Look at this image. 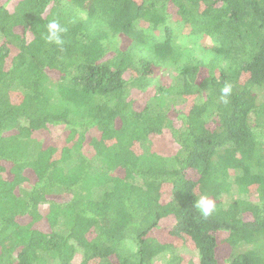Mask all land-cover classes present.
Segmentation results:
<instances>
[{"label": "trees", "instance_id": "16d2710c", "mask_svg": "<svg viewBox=\"0 0 264 264\" xmlns=\"http://www.w3.org/2000/svg\"><path fill=\"white\" fill-rule=\"evenodd\" d=\"M11 1L0 264H264V0ZM50 20L62 47L45 39Z\"/></svg>", "mask_w": 264, "mask_h": 264}, {"label": "rangeland", "instance_id": "374dc122", "mask_svg": "<svg viewBox=\"0 0 264 264\" xmlns=\"http://www.w3.org/2000/svg\"><path fill=\"white\" fill-rule=\"evenodd\" d=\"M1 2H6V0H0ZM19 0H12L11 2H9V4L7 5L9 9H12L14 7V5L18 2ZM159 80L157 81V83H160L162 85H165L167 83V72H165V74L161 73L159 76ZM167 137H169L168 135H164L163 138H154L152 139L153 142V149L162 151L163 150V143H165V141L167 140ZM39 138L42 140H50L51 136L49 133H43L39 135ZM28 177H29V182L27 183V187H31L32 184L36 181V178L34 176V174L31 171L27 172ZM30 219L28 218H23L22 222H29ZM173 223L172 219H166L162 221V227L160 230H157L155 232V235L162 241H172L171 237L169 235H167V229L171 226V224ZM36 227L43 229L44 231H48L49 228L47 226V224L43 221L40 224L36 225ZM230 249L228 246L226 245H220L218 248V255L220 257H226L229 255ZM180 254L183 256L184 261H189V259H192L193 261H197L198 260V256H197V252L195 251H191V250H186V249H181L180 250ZM80 259V257L78 256L75 259V262H78Z\"/></svg>", "mask_w": 264, "mask_h": 264}, {"label": "clouds", "instance_id": "9594fccd", "mask_svg": "<svg viewBox=\"0 0 264 264\" xmlns=\"http://www.w3.org/2000/svg\"><path fill=\"white\" fill-rule=\"evenodd\" d=\"M66 29L56 20H50L47 24V35L45 37L49 44H54L58 47L64 45L63 34ZM232 85L225 84L221 89V99L227 103L228 97L231 95ZM194 207L197 211L205 218L211 216L216 209L215 201L210 199L208 196H201L198 200L194 202Z\"/></svg>", "mask_w": 264, "mask_h": 264}]
</instances>
